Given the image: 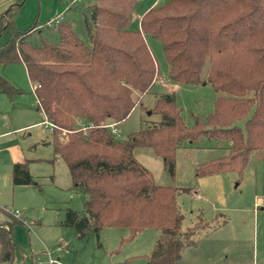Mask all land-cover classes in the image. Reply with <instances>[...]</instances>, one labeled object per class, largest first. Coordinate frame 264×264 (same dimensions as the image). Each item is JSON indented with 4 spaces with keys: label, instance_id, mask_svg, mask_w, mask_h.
Listing matches in <instances>:
<instances>
[{
    "label": "trees",
    "instance_id": "trees-1",
    "mask_svg": "<svg viewBox=\"0 0 264 264\" xmlns=\"http://www.w3.org/2000/svg\"><path fill=\"white\" fill-rule=\"evenodd\" d=\"M141 0H91L83 9L22 30L16 25L26 0L0 14V65L23 64L43 122H48L55 159L68 167L73 189L82 195L84 215L68 210L65 226L83 239L104 228H127L123 242L147 229L165 236L146 256L147 264H178L197 244L195 227L182 232L176 189L157 185L137 162L138 148L152 149L175 173L176 152L201 138L230 144L229 154L196 169L198 177L243 173L252 154L264 160V0H164L146 11L139 28L132 17ZM147 37L160 42L168 78L177 85L210 83L218 94L214 110L186 125L173 94H161L154 113L162 121L124 140L112 129L152 92L158 66ZM204 74L206 75L204 77ZM0 75V94H23ZM243 121V127L239 123ZM53 161V160H52ZM31 160L14 164L13 186L36 184ZM0 223V262L13 264L20 251L14 230L24 221L10 213Z\"/></svg>",
    "mask_w": 264,
    "mask_h": 264
},
{
    "label": "rangeland",
    "instance_id": "rangeland-1",
    "mask_svg": "<svg viewBox=\"0 0 264 264\" xmlns=\"http://www.w3.org/2000/svg\"><path fill=\"white\" fill-rule=\"evenodd\" d=\"M90 2L26 0L16 25L25 30L34 23L44 25L60 17H79V13L67 8L75 5L86 9ZM163 3L164 0H141L132 17V29L139 28L146 11ZM8 39L6 32L0 43H7ZM146 40L158 66L159 77L152 92L142 98L143 107H136L118 125L122 140L162 121V116L154 113L161 94L175 95L182 118L189 127L195 124V118H205L213 112L218 96L210 83L190 86L171 82L160 42L151 37ZM0 75L24 91L13 101L0 95V119L5 120L4 124L9 115L15 129L32 117L40 121V125L32 130L0 136V223L7 218L5 208L20 211L19 218L25 223L15 229V242L20 251L13 264H39L46 262L49 256L62 264H147L146 256L165 239L158 229H147L134 240L123 242L129 235L127 228H104L99 238L81 239L74 228L63 224L68 210L84 215L83 197L73 189L65 162L55 159L52 145L46 144L52 139L51 129L46 122L41 123L43 117L35 111L36 98L25 66L0 65ZM21 104L32 106L33 113L21 111L17 107ZM239 125L243 127L244 122ZM40 134L41 139L36 140ZM34 139L39 142L29 150ZM229 148L227 141L215 139L185 142L176 152L173 175L165 170L164 161L152 149L138 148L134 152L137 162L151 173L157 185L176 189V202L183 215L182 232L195 227L193 239L197 244L184 249L178 264H264V209L257 208L258 202L264 201V160L252 154L243 173L196 175L200 165L227 156ZM17 156H22V160H38L30 164L36 184L12 185L11 163ZM61 245L66 247L61 248Z\"/></svg>",
    "mask_w": 264,
    "mask_h": 264
},
{
    "label": "crops",
    "instance_id": "crops-1",
    "mask_svg": "<svg viewBox=\"0 0 264 264\" xmlns=\"http://www.w3.org/2000/svg\"><path fill=\"white\" fill-rule=\"evenodd\" d=\"M15 2V0H0V13H2V12H4L6 9H8L13 3ZM26 68V67H25ZM0 95H3V94H0ZM5 95V94H4ZM7 96V95H6ZM9 98V97H8ZM36 98V97H35ZM10 99V98H9ZM12 101V100H11ZM15 107V106H14ZM18 108H20V109H22L21 111H25V113L27 114V113H33V108H32V106L31 107H29V106H25V105H18L17 106ZM18 108H16V109H18ZM35 111L37 112V113H39V115L41 116V117H43V114H42V112L38 109V101H37V99H36V104H35ZM33 116H34V114H33ZM4 122H5V120H3L2 118L0 119V136H8L9 134H11V133H13V132H26V131H29V130H32V129H34L35 127H38V125H40V121L38 122V121H35V118H31L30 119V121H26L24 124H21V126L18 128V129H15V126L13 125V120H12V118H11V116L9 115L8 116V118H7V121H6V123L4 124ZM46 122V121H45ZM45 122H43V120H42V122L41 123H45ZM6 127H7V129H6ZM50 128V127H49ZM117 130H118V127L116 128ZM30 136H32V134H30ZM39 137L36 139V140H39V139H41V134L40 135H38ZM35 139L34 140H32L33 142L29 145V150H32V148L35 146V145H37L38 144V142L36 141ZM47 144V143H46ZM48 146H50L49 144H47ZM36 150V149H35ZM25 160H28V159H23L22 160V156L21 157H19V156H17V157H14L13 158V161H12V163H11V182H12V170H13V166H14V164H16V163H18V162H23V161H25ZM32 162H36V161H38V160H31ZM13 185V184H12ZM262 209V208H261ZM7 216V215H6ZM6 220H7V218H6ZM5 220V221H6ZM4 221V222H5ZM16 229V228H15ZM14 237H15V230H14ZM138 237V236H137ZM66 247V245H61V248H65ZM1 249V248H0ZM182 257H183V255H182ZM59 259V258H58Z\"/></svg>",
    "mask_w": 264,
    "mask_h": 264
},
{
    "label": "built area",
    "instance_id": "built-area-1",
    "mask_svg": "<svg viewBox=\"0 0 264 264\" xmlns=\"http://www.w3.org/2000/svg\"><path fill=\"white\" fill-rule=\"evenodd\" d=\"M60 18H62V17H60ZM38 88H40V86L39 85H35V86H32V89H33V92L36 90V89H38ZM47 124H48V126L49 127H52V125L51 124H49L48 122H46ZM112 127V129H113V132L119 137V131L112 125L111 126ZM257 208H262V209H264V201H262V202H258V204H257ZM4 211H6L7 213H10V214H12V215H14L15 217H17V218H19L20 216H21V212L20 211H15V212H12V209H10V208H5V209H3ZM39 264H62L61 262H60V260H54V259H52L50 256L48 257V260L46 261V262H39Z\"/></svg>",
    "mask_w": 264,
    "mask_h": 264
}]
</instances>
